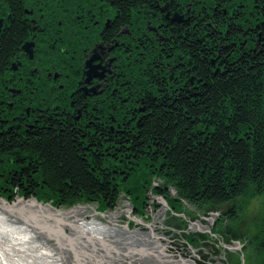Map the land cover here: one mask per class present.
Listing matches in <instances>:
<instances>
[{
	"label": "flooded vegetation",
	"instance_id": "flooded-vegetation-1",
	"mask_svg": "<svg viewBox=\"0 0 264 264\" xmlns=\"http://www.w3.org/2000/svg\"><path fill=\"white\" fill-rule=\"evenodd\" d=\"M206 1L61 0L57 3L56 0H19L16 9L20 18H17L9 1L0 0V52L5 32L14 31V21L25 27L20 42L8 53L5 62L0 63V134L15 133L28 138L36 130L70 119L77 133L90 139L83 141L87 162L90 163L92 154L100 160L106 155L111 157L112 148H124L123 134L134 135L138 131L139 123L135 119L130 121L129 117H141L148 112L147 98L161 101L166 97L174 101L182 93L190 97L192 90L187 88V83L179 87V95L173 98L169 96L175 87L165 93H159V88L180 85L196 73L192 68L197 66V61L192 60L191 49L185 45L177 47L191 39L192 34L207 37V27L202 29L209 24ZM122 4H127L125 14ZM63 18L64 27L75 29V40L68 41L73 45L72 54L62 46L60 54L67 59L59 56L57 63L47 62L50 50L47 37L55 31L49 30L53 26L49 28L47 20L53 24L55 19L59 26ZM217 19L223 22L220 16ZM132 20L136 25L130 24ZM92 35H95L94 40ZM60 39L62 45L65 39ZM144 39L148 44L142 42ZM27 41H33V48ZM218 42L199 38L194 46L206 53V50L217 51ZM176 49L183 50L184 54L176 55ZM39 50H42L40 54ZM76 51L82 55H73ZM219 52L221 54L220 49ZM195 82L199 88L204 85L199 75ZM61 98L68 102L70 109L61 107ZM57 105L61 108H56ZM111 109L124 116L123 119L117 121ZM133 123L135 126L131 128ZM108 132L114 133L115 138L108 139ZM3 160L11 168L6 177V172H0V179H28L30 173L22 172L14 156L0 158V162ZM20 162L28 167L25 155ZM32 177L41 176L36 173Z\"/></svg>",
	"mask_w": 264,
	"mask_h": 264
},
{
	"label": "trees",
	"instance_id": "trees-1",
	"mask_svg": "<svg viewBox=\"0 0 264 264\" xmlns=\"http://www.w3.org/2000/svg\"><path fill=\"white\" fill-rule=\"evenodd\" d=\"M2 1H9L14 16L20 18L16 9L19 0ZM121 7L125 14L127 4ZM12 28L14 31H6L2 38L0 63L24 36V25L14 21ZM260 30L262 50L243 55L237 66H227L224 73L219 69L213 73L207 59L201 56L199 60L193 50L197 61L194 71L204 81L200 96L185 97L182 93L174 101L147 98L148 112L139 123L138 134L122 135V144L134 154L148 151L158 158L167 181L189 199L216 204L241 194L248 182L257 183L258 188L263 185L264 96L257 83L254 90V85L248 83V77L258 73L264 59V25ZM55 126L36 130L28 138L0 134V155L14 156L22 172L31 176L13 183L28 184L24 190L29 192L38 183L32 178L37 173L43 184L59 194L44 197L55 204L94 200L110 204L118 193L117 179H113V172L109 178L99 177L104 170H100L96 154L87 162L83 141L90 139L79 135L70 119ZM107 137L115 135L108 132ZM24 155L28 157V167L20 162Z\"/></svg>",
	"mask_w": 264,
	"mask_h": 264
},
{
	"label": "rangeland",
	"instance_id": "rangeland-1",
	"mask_svg": "<svg viewBox=\"0 0 264 264\" xmlns=\"http://www.w3.org/2000/svg\"><path fill=\"white\" fill-rule=\"evenodd\" d=\"M56 1L61 3V0ZM206 5V12H208L207 20L209 21V24H205L202 29L207 27V31L215 32L220 29V25H222L223 22L225 24L227 23V25L230 24V28L233 29L232 34L238 31L242 36H245V39H242L239 35L237 37L231 36V39L235 42H241L243 40L247 42L244 44L246 48H240V50L244 48L242 51L244 56L260 50L259 46L262 44V33L260 29H262V26L264 25V15H260L264 13V0H207ZM214 6L216 9H214ZM59 12L64 16L63 11L59 10ZM218 16L223 18V22L221 19H217ZM47 22L49 24V28L50 26H53L49 30H55L53 34H48L47 37L50 47V50L46 55L47 59L56 54L59 55V53L62 52L61 50L59 51V47L62 46L64 47V50L68 49L70 54H72L73 45H69L68 41L70 40V42H73V40H75L74 38L71 37V39H69L65 36V42L61 45V39L58 41L51 37L54 34L59 36V34L62 33L59 29L65 26V19L63 18L61 20V24L59 26L55 19L53 20V24H51L50 20H47ZM211 26H216V29ZM197 28H200V26H197ZM53 31H51V33ZM254 32H256V35H259L260 33L259 36L261 39L258 41L257 49L250 50L248 47H250L254 42V38L252 41ZM91 38L94 40L95 35H92ZM219 39L220 38H213L212 41L216 42L219 41ZM251 41L252 43L249 44ZM29 42L32 44L33 48V41ZM38 42L39 44L41 43L40 40H38ZM234 45L235 48L238 49L241 44ZM37 52L40 54L42 50ZM73 55L81 56L82 53L76 51L73 52ZM241 57L239 56L235 62H224L225 60L219 59L218 57L216 62L208 63H210L209 66L212 68L213 73L216 69H219L221 73H224L227 66H233V64L237 66ZM63 58L66 57L63 56ZM55 60L57 62L59 59L55 57ZM145 60H148V58L145 57ZM220 63L222 65H220ZM259 65L262 66L259 67L258 73H252V76H250V78L248 77V83H250L249 85L251 86L254 85L252 90L255 89V84L257 83V86H259L258 89L261 91L262 96H264V59L261 63H259ZM73 67H75V64ZM192 69L194 70V67ZM197 75L198 73L196 72L188 79H185L182 84L176 85L175 88L177 89L174 88L171 90L172 96L169 97L173 98L178 96L179 87H182L185 83H187V88L192 90L190 96L197 94V91L198 95L195 97L197 98L200 96L203 91L199 88L200 85L195 82ZM252 95L253 91L251 92V96ZM60 104L62 108H65L66 110L70 109L68 102H66L64 98H61ZM49 107L52 108L51 103H49ZM58 107L61 108L60 105H57L56 108ZM134 124L135 123L130 125V127L133 128L135 126ZM128 125L129 123L125 126V129ZM122 126L123 125H121V127ZM138 128L139 127L136 126V129ZM138 132L139 131H136L134 135L130 132H128V134L130 133L129 135L136 136ZM112 149L113 151L111 152V157L110 155H106V157L101 160L98 157L97 161H99L100 166H102L100 170H104V174H100V176L98 174L99 177L109 178L110 174H112L110 172H113V179H117L116 184L118 185V201L114 208L108 211V213L110 212L116 215L114 220H111L107 216L98 212L99 208L97 209L96 201H82L70 205L55 204L51 198H55L59 194L43 184L40 179L41 177L37 179L32 177L38 183L29 192L24 190L28 187V184L20 186L18 184H14L12 179H0V202H6L9 205H13L20 200L25 202L34 199L35 202L42 207V209H44V207H57L63 212L71 210L72 208L83 207L84 210L78 214V217L84 221L93 220L94 222L105 224L107 229L100 234L103 236V242L109 243L108 246L110 247L111 244L113 246H117L118 242H122V238L125 239L128 235H130L126 230H130L133 227L134 229L147 231V226H151L154 229L156 228L159 234L165 236L164 239H160L158 242H167L165 248L166 251H172L178 254V251L184 253L186 251H190L191 248H196L200 250V253L203 256H207V259L209 258L208 260L216 259L222 262L221 259L223 257L230 258L231 255L222 252L217 245H213L212 233H214L216 238L222 237L221 239L224 240L231 238L234 239V237L245 239V241L250 245L248 246L244 243L243 264H264V245H256L257 237L260 238V241H264V232L262 233V228L264 226V181L262 182L263 189H261L262 186L258 188L257 183L253 184L252 182H248L247 185H245L246 189H243L241 194L235 195L233 198H229L225 202L215 204L206 200L203 202L196 201L191 198L189 199V197L182 194L173 184L167 181L168 176L160 171V161H158V158L154 159L152 154H150L151 152L143 151L140 154H134L128 145H124V148ZM6 157L8 156L0 155V158ZM0 163V172H6L4 175V177H6L11 166L7 164L5 160H3V163ZM15 186L17 189L15 188V190H13ZM1 189H5V192ZM168 195L176 202H173L172 204L169 202L170 204L168 203V205L170 207L163 203ZM46 196H50L51 198L45 199L44 197ZM198 208L203 209L202 211H197ZM209 209H216L217 214L212 213L211 215H208V212L210 211ZM3 211L4 210L0 208V215H5L11 222L12 217H10V214ZM193 214H195V216ZM201 214H204L207 218L204 216L203 220H200ZM129 219H131L128 222L129 226H133L124 230L123 226ZM132 219L134 221L136 219L138 222H133ZM14 221L17 223L19 220L16 219ZM197 221L200 222V227H203V229L197 225ZM192 226H195L196 229H193ZM210 228L212 230H210ZM122 229L125 231L124 236L126 237L120 238V231ZM64 231L68 232V229L66 228ZM162 232L165 233L162 234ZM130 245L132 246L130 242L127 243L129 248ZM148 263L150 264V261H148ZM130 264L140 263L132 260Z\"/></svg>",
	"mask_w": 264,
	"mask_h": 264
},
{
	"label": "bare ground",
	"instance_id": "bare-ground-1",
	"mask_svg": "<svg viewBox=\"0 0 264 264\" xmlns=\"http://www.w3.org/2000/svg\"><path fill=\"white\" fill-rule=\"evenodd\" d=\"M263 15L264 13L260 16ZM31 21L33 22V20ZM130 24L136 25V21L132 20V23ZM222 25H220V29L215 32L207 31V37H205V35L199 36V33L192 34L190 37L191 39L184 40L183 44H178L179 46L177 48L186 46L188 50L191 49L192 55L193 50H196V53L199 54V60H201V56H203L208 62H216L218 57L226 62H235L239 56H243L242 51L246 48L244 44L247 42H245V40L235 42L231 39V36L237 37L239 35L242 39H245V36H242L238 31L232 34L233 29L230 28V24L227 25V23L225 24L223 22ZM59 30L62 32L60 33L62 35L59 34V36H56L54 34L51 36L52 38H55V40L59 41L62 37L64 39L66 37L69 39H71V37H76V33L74 32L75 29L71 26L66 25V27L60 28ZM259 35L252 37V41L254 38V42L248 47L250 50L257 49L258 41L261 39ZM199 38L203 39V41L220 38L217 44L218 48L221 50V54H219V49L217 51L214 49L211 51L206 50L205 53V51L196 48L194 44L198 43ZM252 41L249 44H251ZM142 42L148 44V41H145V39L144 41L142 40ZM234 44L241 45L237 49ZM241 47L244 48L240 50ZM261 50L262 49L260 48L259 52ZM253 53L254 52H252V54ZM179 54L183 55V50L176 49V55ZM195 54L193 55L192 60H196ZM56 56L59 57L65 55L59 53V55L56 54ZM50 58L46 61L51 62L52 60L54 63H57L54 57ZM156 58L160 59L161 57L156 56ZM60 59L66 58L61 57ZM46 65L48 66L47 63H44V66ZM174 87L175 86L172 85L170 87L160 86L159 93H165V91H169V88L173 89ZM200 89L203 91L204 88ZM111 112L112 116L114 115L113 117L116 118L117 121H120V119L124 117L112 109ZM137 117L138 116L136 115H132L129 119L130 121H134L135 119L137 123H140L143 116ZM112 124L116 127L115 122H112ZM117 201L118 196H116L113 201L111 200L110 204L106 201L102 202V200L96 201L97 209L99 208L98 212L107 216L109 219L114 220L116 215L110 212L108 213V211L114 208ZM169 202L172 204L175 200L172 197L167 196L163 203L169 206ZM0 208L4 210L3 212L9 213L10 217H12L10 222L5 215H0V264H130L132 260L139 262L140 264H149L148 261H150V264H243L244 243L248 246L250 245L245 239L236 237H234V239L231 238L226 240L221 239L222 237L216 238L211 231L213 245H217L222 252L230 254V258L232 259L223 257L221 259L222 262L216 259L208 260L209 258L207 259V256H203L200 253V250L196 248H191L190 251L184 253L178 251V254H176V252L165 250L167 242H158L160 239H164L165 236L159 234L156 228L154 229L151 226H147V231L134 229L132 227L133 225L129 226L128 222L131 220L129 219L123 227L124 230L132 227L130 230H126L130 235H128V237L124 236L125 231L122 229L120 231V238H126H122V242H118L117 246L111 244L110 247L108 246L109 243L103 242V236L100 234L107 229L105 224H101L100 222H98V224L93 220L84 221L78 217V214L84 210L83 207L72 208L71 210L64 212L57 207H44V209H42V207L33 199L25 202L20 200L13 205H9L6 202H0ZM202 209L198 208L197 211H202ZM209 210L208 215H211L212 213L217 214L216 209ZM193 215L195 216V214ZM204 216V214H201L200 220H203ZM205 218H207V216H205ZM16 219L19 220L17 223L14 221ZM132 221L138 222L136 219L135 221L132 219ZM196 223L199 227L201 226L199 221ZM66 228L68 229V232L64 231ZM192 228L196 229L195 226H192ZM200 228L203 229V227ZM210 230L212 229L210 228ZM163 233L165 232H162V234ZM129 242L133 247L131 245L130 248L127 246V243ZM256 245L262 246L264 245V241H260V238L257 237Z\"/></svg>",
	"mask_w": 264,
	"mask_h": 264
},
{
	"label": "water",
	"instance_id": "water-1",
	"mask_svg": "<svg viewBox=\"0 0 264 264\" xmlns=\"http://www.w3.org/2000/svg\"><path fill=\"white\" fill-rule=\"evenodd\" d=\"M30 56H31V51L29 52Z\"/></svg>",
	"mask_w": 264,
	"mask_h": 264
}]
</instances>
